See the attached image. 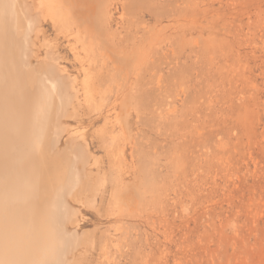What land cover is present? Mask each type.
<instances>
[{
    "label": "rangeland",
    "instance_id": "rangeland-1",
    "mask_svg": "<svg viewBox=\"0 0 264 264\" xmlns=\"http://www.w3.org/2000/svg\"><path fill=\"white\" fill-rule=\"evenodd\" d=\"M137 1L134 20L120 8L109 25L123 35L124 26L138 25L128 43L142 49L128 65L141 77L131 72L128 97L123 82L106 93L112 103L119 90L117 122L127 123L119 130L136 143L133 160L144 167L138 177L126 155L125 189L115 197L136 203L109 204L116 174L95 140L105 120L60 118V153L69 149L68 136L86 127V141L72 142L87 157L76 165L77 184L101 186L92 206L86 202L97 189L87 199L66 197L67 217L75 216L63 224L62 263L264 264V0ZM44 31L31 36L30 69L46 66V43L53 42L54 64L64 70L56 76L80 82L68 39L54 40L51 24ZM111 207L124 212L127 232H106L115 225L106 214Z\"/></svg>",
    "mask_w": 264,
    "mask_h": 264
},
{
    "label": "bare ground",
    "instance_id": "bare-ground-1",
    "mask_svg": "<svg viewBox=\"0 0 264 264\" xmlns=\"http://www.w3.org/2000/svg\"><path fill=\"white\" fill-rule=\"evenodd\" d=\"M137 2L0 0V264H61L65 247L63 224L71 214L67 217L66 197L87 199L88 193L100 186L99 183L92 189L90 184H77L76 165L84 164L87 157L84 148L77 149L72 142L86 141V127L79 125L76 132L71 131L66 141L69 149L66 147L68 150L60 153L57 146L61 138L60 118L89 115L105 120L106 125L95 130V140L106 153L108 169L116 174L108 191L109 204L126 205L125 198L122 200L115 195L123 191L120 173L126 168V155H130L131 161L134 159L136 143L130 135L119 130L127 128L126 122L122 125L117 122L120 121L119 90L112 103L106 100V93H111L112 87H119L117 83L123 82L124 95L130 96L135 88L133 82L126 81L131 80L133 72L128 64L142 47L128 43L137 24L124 26L123 35L121 29L120 33L112 30L109 19L111 12L120 8L123 13L136 17L134 4ZM128 21L125 19L126 25ZM46 24H51L54 40L68 39V46L80 62V82L76 76H66L67 83L56 76L64 70L54 64L59 62V56L54 51L57 44L53 42L46 43V66L30 69L31 36L44 35ZM128 52V56H120ZM133 74L136 79L141 77L137 71ZM87 146L85 143L84 147ZM98 163L96 158L95 164ZM137 164L133 160L129 168L141 177L144 167ZM97 191L94 190L86 202L90 206L95 203ZM131 198L127 201L134 202ZM129 203L127 206L131 207ZM120 213L124 216L120 207L108 209L106 214L114 219L115 225L113 223L106 232L109 233L111 227L115 233L129 230Z\"/></svg>",
    "mask_w": 264,
    "mask_h": 264
}]
</instances>
